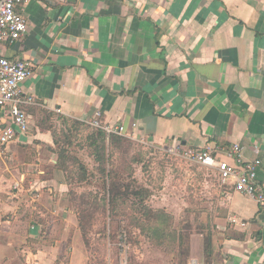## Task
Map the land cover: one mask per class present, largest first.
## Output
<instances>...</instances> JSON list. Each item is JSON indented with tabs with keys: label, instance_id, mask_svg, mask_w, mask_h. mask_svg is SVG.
Wrapping results in <instances>:
<instances>
[{
	"label": "crops",
	"instance_id": "0c3cea01",
	"mask_svg": "<svg viewBox=\"0 0 264 264\" xmlns=\"http://www.w3.org/2000/svg\"><path fill=\"white\" fill-rule=\"evenodd\" d=\"M17 9L27 30L0 54L30 62L20 89L35 103L24 107L29 131L0 148L10 162L0 163V264L82 262L48 149L45 126L61 118L99 112L151 146L237 142L245 159L261 160L264 185V0H26ZM213 192L214 264H264V206L230 185Z\"/></svg>",
	"mask_w": 264,
	"mask_h": 264
},
{
	"label": "rangeland",
	"instance_id": "374dc122",
	"mask_svg": "<svg viewBox=\"0 0 264 264\" xmlns=\"http://www.w3.org/2000/svg\"><path fill=\"white\" fill-rule=\"evenodd\" d=\"M62 127L58 124L54 129L59 132ZM90 130L82 127L72 134L70 144V150L89 167L92 163L84 139ZM132 141L129 157L139 160L134 164V175L149 189L148 204L152 208H164L173 215V227L184 234L188 243L187 264H204L203 239L205 235L213 234L211 218L217 212V195L213 192V187L219 185L216 175L196 163L169 156L158 146ZM2 154L0 163H10L6 161L5 153ZM72 188L77 192L92 189L88 185ZM67 193L68 205L75 213ZM116 220L122 225L117 231ZM126 223L125 215L116 218L108 210L98 212L92 227L87 230L85 241L80 232L81 264H181V255L170 252L169 247L158 248L143 235L136 236L135 242Z\"/></svg>",
	"mask_w": 264,
	"mask_h": 264
},
{
	"label": "trees",
	"instance_id": "16d2710c",
	"mask_svg": "<svg viewBox=\"0 0 264 264\" xmlns=\"http://www.w3.org/2000/svg\"><path fill=\"white\" fill-rule=\"evenodd\" d=\"M45 116L43 124L52 115L46 113ZM61 124L63 127L59 132L52 124H46L53 137V145L48 149L56 155V163L52 167L63 175L69 201L76 213L77 228L84 241L96 214L108 210L116 218L120 214L126 216V229L134 239L143 235L158 248L169 247L170 252L181 255V264H187L188 243L184 234L173 227V215L164 208H152L148 204L149 189L141 185L134 175V164L139 160L129 157L133 141L117 134L106 135L100 129L90 130L84 139V147L92 163L89 167L70 150L72 134L87 126L64 118H61ZM74 185H88L92 189L77 192L72 188ZM56 223L58 227L61 224L60 221ZM121 228V223L116 220V231ZM214 228L213 234L209 233L203 239L204 264H214Z\"/></svg>",
	"mask_w": 264,
	"mask_h": 264
},
{
	"label": "built area",
	"instance_id": "2783aa9c",
	"mask_svg": "<svg viewBox=\"0 0 264 264\" xmlns=\"http://www.w3.org/2000/svg\"><path fill=\"white\" fill-rule=\"evenodd\" d=\"M24 2L26 0H0V45L12 44L26 32V20L17 9V6ZM32 74L30 62L23 59L11 60L0 54V109L2 111L0 148L11 142L18 133L29 131L28 114L24 107L33 105L35 100L34 96L21 91L20 84ZM59 111L56 109V112ZM83 123L91 129L102 130L106 135L125 136L123 126L102 122L99 112ZM158 147L169 156L196 163L213 171L220 186L230 185L235 191L264 206V185L257 180V170L261 160L259 158L245 159L241 144L235 142L227 147L209 144L201 147H186L180 141H175Z\"/></svg>",
	"mask_w": 264,
	"mask_h": 264
}]
</instances>
